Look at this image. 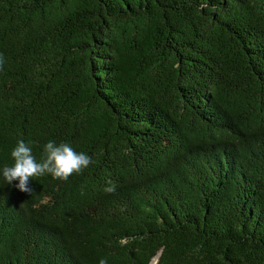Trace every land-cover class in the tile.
Here are the masks:
<instances>
[{
	"label": "trees",
	"instance_id": "1",
	"mask_svg": "<svg viewBox=\"0 0 264 264\" xmlns=\"http://www.w3.org/2000/svg\"><path fill=\"white\" fill-rule=\"evenodd\" d=\"M0 53V169L92 159L0 175V264H264V0H0Z\"/></svg>",
	"mask_w": 264,
	"mask_h": 264
},
{
	"label": "clouds",
	"instance_id": "2",
	"mask_svg": "<svg viewBox=\"0 0 264 264\" xmlns=\"http://www.w3.org/2000/svg\"><path fill=\"white\" fill-rule=\"evenodd\" d=\"M4 62V56L0 53V71L3 70ZM11 158L13 163L0 169V175L9 185L17 181L14 187L29 195L33 191L29 187V181L33 177L50 175L53 179L66 181L74 174H81L92 163L89 155L75 151L69 143L57 144L54 141H48L43 145L39 162L33 155L32 148L23 140H19L11 150ZM107 183L108 186L104 188V191L109 194L114 193L116 185L111 181ZM99 264H107V260L102 258Z\"/></svg>",
	"mask_w": 264,
	"mask_h": 264
},
{
	"label": "water",
	"instance_id": "3",
	"mask_svg": "<svg viewBox=\"0 0 264 264\" xmlns=\"http://www.w3.org/2000/svg\"><path fill=\"white\" fill-rule=\"evenodd\" d=\"M156 263V259L153 261V263L152 264H155Z\"/></svg>",
	"mask_w": 264,
	"mask_h": 264
}]
</instances>
